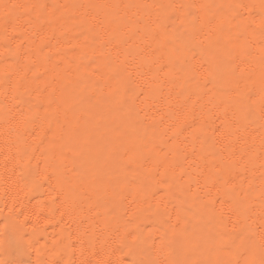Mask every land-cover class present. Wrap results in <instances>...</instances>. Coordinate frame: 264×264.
I'll use <instances>...</instances> for the list:
<instances>
[{
    "label": "bare ground",
    "instance_id": "obj_1",
    "mask_svg": "<svg viewBox=\"0 0 264 264\" xmlns=\"http://www.w3.org/2000/svg\"><path fill=\"white\" fill-rule=\"evenodd\" d=\"M0 264H264V0H0Z\"/></svg>",
    "mask_w": 264,
    "mask_h": 264
}]
</instances>
